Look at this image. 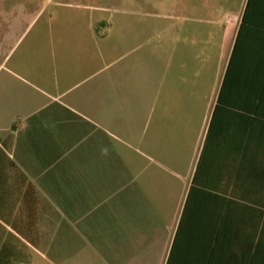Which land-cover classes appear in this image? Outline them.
Segmentation results:
<instances>
[{
    "label": "crops",
    "instance_id": "0c3cea01",
    "mask_svg": "<svg viewBox=\"0 0 264 264\" xmlns=\"http://www.w3.org/2000/svg\"><path fill=\"white\" fill-rule=\"evenodd\" d=\"M181 1L152 27L133 0H0V258L168 264L187 205L177 264H264V121L229 105L263 75L230 66L248 0Z\"/></svg>",
    "mask_w": 264,
    "mask_h": 264
},
{
    "label": "trees",
    "instance_id": "16d2710c",
    "mask_svg": "<svg viewBox=\"0 0 264 264\" xmlns=\"http://www.w3.org/2000/svg\"><path fill=\"white\" fill-rule=\"evenodd\" d=\"M261 3L264 2V0H260ZM255 0H248L247 2V6L245 9V13L243 16V21L241 24V28L238 34V38L235 44V48L232 54V58H231V62H230V66L231 64H233V60L235 59V57H237V55H239V52L241 53V55L243 53H246L247 55H249L250 57H253L254 54H256L257 59H259L261 61V70L263 71V75H261L259 78V80L256 82V78L253 79L252 84L253 86L250 87L249 85H245L244 86V92L245 94H247L244 99L240 100L239 104L238 102H236V100H233L234 102H231L229 105H231L232 107H240V108H245L247 109V119H250L251 115H253L254 117H257V119H259L260 121H264V24L260 21H258L257 19H253L251 17V12L254 11V4ZM248 37L250 39V41H255L256 44H258L260 41L261 44L259 46H261L260 49H258L256 46L254 47H248L246 46L244 43L242 44V40L245 37ZM258 33H260L261 35H259ZM256 48V49H255ZM248 56V57H249ZM230 68V67H229ZM229 81L225 80L223 86H222V90L220 93V97H219V103L221 104V102H223V92H225V86ZM219 105V104H218ZM252 111V112H251ZM240 179V180H239ZM239 179H234L232 180V187L233 188H247L250 186H253V182H254V176H253V172L252 171H248V173L246 174L245 178H239ZM240 181V182H239ZM193 191V189H192ZM189 208L185 207L182 219H181V223L179 226V230L177 232L176 235V240L177 237H179L181 230H183V226L186 224L187 219L189 218ZM220 228H217L215 230V235L220 236L221 235V231ZM176 240L175 243L173 245L172 251H171V255L168 259V264H177V260L175 259V252L177 249V245H176ZM9 244H7V247H3L2 252H4L5 255L7 254H11L13 255V257H5V259H3L2 257L0 258V264H11L14 261H18V260H24V258H19L18 255L16 253H13V248H9ZM2 256V253H1ZM204 263H206V261L204 260Z\"/></svg>",
    "mask_w": 264,
    "mask_h": 264
},
{
    "label": "rangeland",
    "instance_id": "374dc122",
    "mask_svg": "<svg viewBox=\"0 0 264 264\" xmlns=\"http://www.w3.org/2000/svg\"><path fill=\"white\" fill-rule=\"evenodd\" d=\"M133 3V6L129 5V7L137 12L146 13L141 17V21H149L152 27L162 26V22L165 23L163 26L173 25L175 23L174 14L180 10L181 6L185 9L189 5L182 3L181 0H133ZM119 5L121 7V1ZM136 22H138L137 19Z\"/></svg>",
    "mask_w": 264,
    "mask_h": 264
}]
</instances>
